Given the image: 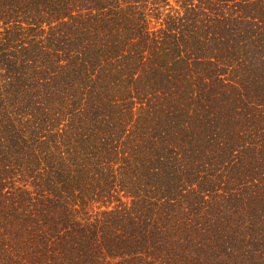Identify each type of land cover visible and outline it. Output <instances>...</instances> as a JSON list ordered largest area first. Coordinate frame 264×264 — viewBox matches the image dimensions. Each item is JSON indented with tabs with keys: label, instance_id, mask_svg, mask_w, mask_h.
Wrapping results in <instances>:
<instances>
[{
	"label": "trees",
	"instance_id": "1",
	"mask_svg": "<svg viewBox=\"0 0 264 264\" xmlns=\"http://www.w3.org/2000/svg\"><path fill=\"white\" fill-rule=\"evenodd\" d=\"M0 264H264V0H0Z\"/></svg>",
	"mask_w": 264,
	"mask_h": 264
}]
</instances>
